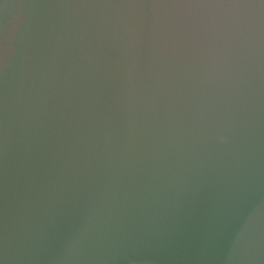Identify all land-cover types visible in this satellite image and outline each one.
I'll return each mask as SVG.
<instances>
[{"label": "water", "instance_id": "1", "mask_svg": "<svg viewBox=\"0 0 264 264\" xmlns=\"http://www.w3.org/2000/svg\"><path fill=\"white\" fill-rule=\"evenodd\" d=\"M0 264H264V0H0Z\"/></svg>", "mask_w": 264, "mask_h": 264}]
</instances>
